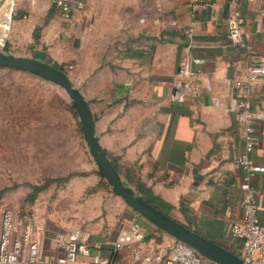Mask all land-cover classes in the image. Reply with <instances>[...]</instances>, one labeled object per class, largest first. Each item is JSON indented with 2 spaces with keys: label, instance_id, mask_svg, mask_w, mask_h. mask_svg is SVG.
<instances>
[{
  "label": "crops",
  "instance_id": "crops-1",
  "mask_svg": "<svg viewBox=\"0 0 264 264\" xmlns=\"http://www.w3.org/2000/svg\"><path fill=\"white\" fill-rule=\"evenodd\" d=\"M110 1L115 5L109 6ZM207 1L212 5L202 7L194 0H84L71 24L52 10V0L27 1L16 8L18 14L13 12L15 34L26 29V43L33 42L30 56L43 55L67 68L89 103L102 148L126 184L144 197L137 190L141 184L152 197L171 206L162 212L239 256L241 240L231 226L242 213V169L234 158L244 145L232 83L245 75L250 54L264 57V0ZM12 4L7 0L0 9V34L10 28ZM236 6L245 31L238 43L227 36L228 17ZM157 13L161 21L152 22L150 17ZM143 14L147 19L139 23ZM171 20L177 25H170ZM190 25L189 35L184 28ZM185 54L203 59L193 67L204 72L212 88L198 86L196 93L179 102L170 93ZM251 101L264 112V77L253 82ZM253 126L250 156L264 165V119H255ZM68 181L76 185L72 197L79 198L81 207L69 216L77 220L74 227L61 230L87 229L91 254L112 255L113 264H136L131 247L114 250L124 217L135 211L95 168ZM251 184L257 189L259 220L264 222V172L255 174ZM138 220L149 240L146 252L168 251L174 238L142 216ZM45 232L43 256L55 261L63 253L53 242L56 231ZM70 264L93 262L91 255H80Z\"/></svg>",
  "mask_w": 264,
  "mask_h": 264
},
{
  "label": "rangeland",
  "instance_id": "rangeland-1",
  "mask_svg": "<svg viewBox=\"0 0 264 264\" xmlns=\"http://www.w3.org/2000/svg\"><path fill=\"white\" fill-rule=\"evenodd\" d=\"M6 1L0 0V9ZM27 1L34 0H13L10 28L4 33L0 50L33 54V42L25 41L26 29L15 34L13 12ZM110 5L115 2L110 1ZM142 16L146 14L137 18L139 23ZM90 168L97 170L79 117L64 90L33 73L0 66V203L30 212L42 230L49 227L46 234L72 228L77 220L69 216L81 207L79 198L72 197L76 185L57 180L86 174ZM44 184L48 186L33 204L27 200L30 192Z\"/></svg>",
  "mask_w": 264,
  "mask_h": 264
},
{
  "label": "built area",
  "instance_id": "built-area-1",
  "mask_svg": "<svg viewBox=\"0 0 264 264\" xmlns=\"http://www.w3.org/2000/svg\"><path fill=\"white\" fill-rule=\"evenodd\" d=\"M146 1V0H141ZM201 1L202 7L211 6L207 0ZM252 1V0H247ZM55 12L64 20L72 23V16L76 9L85 6L84 0H52ZM161 10L160 7L157 8ZM142 16L139 20L146 21ZM152 22H160V13L150 17ZM170 25H177L175 20ZM193 27L184 28L186 34H191ZM245 31L242 28V17L239 8L233 7L228 17L227 36L234 43L241 42ZM2 43V42H0ZM202 58H191L185 54L179 61L175 79L171 86L170 98L174 101H183L189 94L197 92L198 86L205 90L212 88L211 81L205 77L199 67ZM264 77V57L252 53L248 57L245 75L234 79L232 93L236 120L243 138L244 150L234 158V162L242 169L239 183L243 191L241 200L242 213L238 220L231 226L232 234L241 240L239 256L246 264H264V222L259 220L256 205L257 189L251 184L252 177L264 172V165L259 164L250 156L255 144L253 134L255 119H264V112L255 108L251 101V86L255 80ZM215 104L220 103L219 98L214 99ZM140 215L124 217V224L120 228L115 240L114 250L131 247L136 264H152L162 261V264H218L215 261L198 253L192 246L184 241L174 239L168 251L159 249L156 252H146L145 227L138 220ZM44 232L31 214L20 213L4 203H0V264H70L77 261L80 255H91L93 264H113L114 257L91 254L88 248L90 232L84 228L56 231L53 242L62 250L55 261H50L43 256L42 245ZM151 247V246H150Z\"/></svg>",
  "mask_w": 264,
  "mask_h": 264
},
{
  "label": "water",
  "instance_id": "water-1",
  "mask_svg": "<svg viewBox=\"0 0 264 264\" xmlns=\"http://www.w3.org/2000/svg\"><path fill=\"white\" fill-rule=\"evenodd\" d=\"M0 66L24 70L60 86L68 95L81 125V132L97 171L122 200L149 223L167 232L174 239L184 241L198 253L218 264H246L240 256L222 247L211 239L197 233L170 215L150 204L119 175L117 169L102 148L94 130V119L88 101L63 69L48 60L30 55L15 54L0 50Z\"/></svg>",
  "mask_w": 264,
  "mask_h": 264
},
{
  "label": "trees",
  "instance_id": "trees-1",
  "mask_svg": "<svg viewBox=\"0 0 264 264\" xmlns=\"http://www.w3.org/2000/svg\"><path fill=\"white\" fill-rule=\"evenodd\" d=\"M146 1H147V0H146ZM51 7H52V10H53V9L55 10V7H54V4H53V3H52V6H51ZM50 14H51V10H49V12H48L46 18L44 19V21L49 17ZM146 17H147V16H146ZM40 28H41V27H40L39 25L36 26V27L34 28V30H33V34H32L33 37H34V38H33L34 40H36V39L38 38ZM33 56H34V57H37V58H40V59H43V58H44L43 55H42V56H37V55L35 54V55H33ZM48 62H50L52 65H54V66H56V67H58V68H60V69L63 68V64H58V63H55V62H53V61H51V60H48ZM72 108L74 109L73 106H72ZM113 165H114V164H113ZM114 166H115V165H114ZM115 168H116V166H115ZM70 177H71V176L68 175V176H66V177H64V178H61V179L57 180V181H67ZM102 180H103V178H102ZM47 186H48V184H44V185L37 186L33 192H30V193L28 194V196H27V200H29L30 202H33L34 199H35V197L38 195V193H39L40 191H42L43 189H45ZM137 190L140 191V192L144 195V197L146 198V200H147L149 203L153 204L156 208H158V209H160V210L163 211L162 208H170V207H171L169 204L164 203L162 200H160V199H156V198L152 197V195L149 193V191H148L146 188H144L141 184L138 185V189H137ZM19 212L23 214L22 211H19ZM27 214H30V213H27Z\"/></svg>",
  "mask_w": 264,
  "mask_h": 264
},
{
  "label": "bare ground",
  "instance_id": "bare-ground-1",
  "mask_svg": "<svg viewBox=\"0 0 264 264\" xmlns=\"http://www.w3.org/2000/svg\"><path fill=\"white\" fill-rule=\"evenodd\" d=\"M5 36V34H0V42L2 41L3 37Z\"/></svg>",
  "mask_w": 264,
  "mask_h": 264
}]
</instances>
